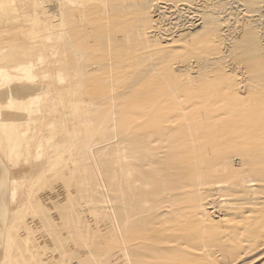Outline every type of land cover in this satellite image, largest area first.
<instances>
[{
    "label": "rangeland",
    "instance_id": "1",
    "mask_svg": "<svg viewBox=\"0 0 264 264\" xmlns=\"http://www.w3.org/2000/svg\"><path fill=\"white\" fill-rule=\"evenodd\" d=\"M155 1V6L161 7L155 8L152 13L172 9L171 12L165 11L162 18V34L170 32L164 37H176L187 25L193 31L184 50L178 53L180 57L189 54L188 60H172L169 72H175L183 78L190 76V98H195L199 104H211L208 113L198 120L209 119L211 115L221 113L222 109L231 108L234 104L248 109L254 115H264L260 95L257 91H250V84L256 86L249 80L250 71L243 70L246 63L238 61V57L230 52L225 54L224 64L218 63L225 45L219 39V34L211 30L209 23L204 22L206 15L200 17L191 7L180 3V8H177L180 14L178 17L175 13L178 10L162 4L170 0ZM247 2L212 0L204 10L226 17L227 23L223 30L227 31L226 25L231 24L234 17L253 16L251 11L248 12L250 8L247 7ZM259 9L264 13V6ZM106 10L109 9L106 7ZM31 15L32 0H0V264H137L135 260L139 255L136 250L132 252V248L143 242L148 249L153 239L147 235L146 238L132 241L131 234L125 228L122 232H117L115 243L120 249L118 255L113 256V251L110 250L113 238L109 231V214L104 208V201L108 195L112 199L125 198L130 179L142 186L139 183L141 173L136 170L134 159H129L127 163L126 169L131 171L127 175L122 168H114L110 148L107 153H96L94 150L89 160L83 156L85 153H74L75 147L88 134L93 135L94 149L95 142H100L107 136L112 129L109 128L110 121L100 120L110 103L91 109V116L94 120L98 116L99 122L89 129L74 123L84 117L82 113H77L81 112L84 105L78 103V87L72 86L68 77L58 73L60 61L55 59L57 53L51 59L41 54L34 69H15V65L28 64L32 57L29 54ZM111 15L115 16V13L112 12ZM155 18L153 16L152 21ZM134 21H129V24ZM111 22L110 18L105 26L111 25ZM153 26L154 22L150 26L152 29L148 30L151 38ZM258 27L264 34V17L260 18ZM176 44L169 43L168 49ZM129 51L134 52L133 49ZM129 51H123L121 55L130 57ZM135 51L142 52V45H137ZM45 60L50 61L49 64ZM89 61L95 63L98 59L90 55ZM182 62H188L189 66H182ZM130 66H124L122 73L117 71L112 76V92L125 87L127 70L134 68L133 65ZM170 84L171 80L165 70H155L152 78H143L135 88L129 89L124 104L117 108V113L128 109V105L147 86L154 90V96L141 113L143 119L150 121L152 116L149 115L167 112L166 103L174 94ZM94 92L84 91L82 96L88 98L86 94L91 93L93 96ZM188 104L183 105L186 107ZM172 113H167V116ZM218 119L231 123V116L228 114H222L214 120ZM163 122H166L168 128H174L177 118L168 117L161 121ZM240 125L245 127L242 121H239ZM155 126L142 133L152 132L159 127ZM258 128L255 125L252 129L257 131ZM228 138L224 136L222 139V153H264V141L257 136L232 141H227ZM150 145L155 153H168L165 148L159 147L158 141H152ZM152 187L153 185L146 184L141 189L150 190ZM223 197L231 198L227 195ZM252 199H258V202L264 200L261 199L260 192H255ZM179 207L186 208L187 216L195 213L190 207V198ZM231 208L240 212L229 216H224L223 210L216 212L212 215L213 221L206 227L214 235L219 233L218 248L211 246L210 257L213 260H198V252L194 247L179 244L181 251L187 252H178V257L170 260L151 259L147 253L144 264H264V243L253 246V250L244 257L238 254L237 248V234L240 231L236 230L235 234L231 232L245 219L250 220L249 224H254L256 211L246 204L232 205ZM120 215L123 220L122 210ZM261 218H264V212ZM124 237L128 238V245ZM206 238L208 242V237Z\"/></svg>",
    "mask_w": 264,
    "mask_h": 264
},
{
    "label": "bare ground",
    "instance_id": "2",
    "mask_svg": "<svg viewBox=\"0 0 264 264\" xmlns=\"http://www.w3.org/2000/svg\"><path fill=\"white\" fill-rule=\"evenodd\" d=\"M210 1L170 0L162 4L174 7L177 11L181 3L191 7L200 17L206 15L204 22H208L211 30L224 41L225 49L218 63L224 64L227 52L237 56L238 61L245 62L243 70L250 71L249 80L256 86L250 84V91H257L264 109V34L258 27L260 18L264 17L259 9L264 6V0H247V7L250 8L248 12L251 11L253 16L234 17L233 22L226 25L227 31L223 30L227 23L226 17L204 10ZM155 4V0H32L29 50L32 57L28 64L14 67L19 71L34 69L41 54L51 59L57 53L55 59L60 61L58 73L68 77L72 86L78 87V103L84 105L81 112H77L84 117L74 123L89 129L99 122L98 116L96 120L91 116V109L110 103L100 120L108 119L109 128H112L100 141L103 143L96 141L94 149L93 135L88 134L75 147L74 153H85L83 156L89 160L94 150L96 153H107L110 148L114 168H122L127 175L131 172L126 169L127 163L129 159H134L136 170L141 173L140 185H153L150 190H144L135 180L130 179L125 198L112 199L108 195L105 199L104 208L109 214V231L113 238L110 248L113 256L118 255L120 249L115 243L117 232L127 228L132 241L146 238L147 235L153 239L148 249L143 242L132 248L131 251L136 250L139 255L135 260L137 264L145 263L147 253L151 259L176 258L178 252H187L181 251L179 244L194 247L198 252V260H209L211 246H219V233L214 235L206 228L213 221L212 215L223 210V215L229 216L240 212L232 209V205L246 204L251 205L257 213L254 224H249L250 220L245 219L231 230L234 234L236 230L240 231L237 234L238 254L245 257L253 250V246L264 243V218H261L264 200L258 202V199H252L255 192H260L261 199H264V153H222V139L226 136L229 137L227 141L244 140L257 136L264 141V115H254L248 109L234 104L231 108L222 109L221 113L211 115L209 119L198 120L208 113L211 104H199L195 98H190V76L183 78L175 72H169L172 60H188L189 54L180 57L178 53L184 50L193 31L188 29L190 25H185L176 35L177 38L172 34L168 38L164 37L170 32L162 34L160 26L165 11L170 8L152 13L161 7ZM112 12L115 16L111 15ZM178 12L175 13L179 17ZM153 16L156 18L152 21ZM110 18L111 25L105 26ZM129 21L134 23L129 24ZM153 22L151 38L148 30ZM171 42L177 44L169 50L168 44ZM139 44L142 45V52L135 51ZM213 48L216 50V47ZM126 50L131 53L130 57L121 55ZM90 55L96 56L98 61L90 63ZM180 64L186 68L189 66L188 62ZM130 65L134 68L127 70L125 87L112 92V76L117 71L122 73L123 67ZM160 69L166 71L174 93L166 103L167 112L149 115L152 116L150 121L143 119L141 113L154 96V90L147 86L128 105V109L117 113L129 89L135 88L143 78H152L153 72ZM88 90H94V95L87 93L88 98H84L82 93ZM187 102L189 104L185 107L183 104ZM169 112L173 113L167 116ZM222 114L231 116V123L214 120ZM168 117L177 118L174 128H168L166 122L161 123ZM239 121L245 127L239 126ZM155 125L159 127L154 131L142 133ZM255 125L259 126L257 131L252 129ZM152 141H158L159 147L165 148L168 153H155L150 145ZM224 195L231 198H224ZM189 198L190 207L195 213L187 216L186 208L179 206ZM124 239L128 245V238Z\"/></svg>",
    "mask_w": 264,
    "mask_h": 264
}]
</instances>
